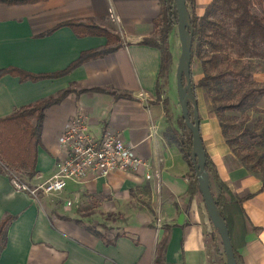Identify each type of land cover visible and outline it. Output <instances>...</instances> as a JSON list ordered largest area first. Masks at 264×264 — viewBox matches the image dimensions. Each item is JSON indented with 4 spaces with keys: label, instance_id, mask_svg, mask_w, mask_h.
Here are the masks:
<instances>
[{
    "label": "crops",
    "instance_id": "obj_1",
    "mask_svg": "<svg viewBox=\"0 0 264 264\" xmlns=\"http://www.w3.org/2000/svg\"><path fill=\"white\" fill-rule=\"evenodd\" d=\"M208 2L194 0L193 12L201 14ZM159 7V0L0 2V68L53 71L83 49L106 45L104 35H78L68 25L40 35L61 21L91 20L119 36L111 51L56 77L0 75V116L74 88L45 108L36 171L27 176L17 170L20 180L35 185L51 176L63 155L58 136L81 113L93 136L111 129L145 162L107 175L89 170L80 179H67L62 190L36 195L16 189L9 172L0 171V220L10 216L0 238V264H154L162 242V264H225L199 191L187 192L189 165L163 135L167 122L161 99L168 98V112L175 100L161 89L155 98L160 49L139 42L143 36L156 38L153 20ZM94 86L103 89L80 90ZM194 93L204 151L231 193L248 194L241 200L245 231L240 233L236 221L233 242L244 264H264V182L227 146L205 91L199 87Z\"/></svg>",
    "mask_w": 264,
    "mask_h": 264
},
{
    "label": "trees",
    "instance_id": "obj_2",
    "mask_svg": "<svg viewBox=\"0 0 264 264\" xmlns=\"http://www.w3.org/2000/svg\"><path fill=\"white\" fill-rule=\"evenodd\" d=\"M35 1L38 0H0V2L4 3ZM159 1V14L153 20L154 31L157 32V37L143 36L139 39V42L153 45L160 49L157 77H163L170 71L173 64L172 55L168 46V35L176 24V13L173 0ZM193 4L194 0H185V6L188 10L191 24L190 62L192 55H194L199 61L202 75L194 83L189 65V83L192 95L195 98V85L200 86L205 91L227 146L244 167L258 172L261 181L264 182V122L257 121L251 128L243 126L236 134H231L227 128L230 126L228 121L230 116L225 113L226 110H244L245 108L253 107L257 97L264 92V84L255 85L250 83L248 80L250 77L249 63L240 64L236 68L232 66L234 63L233 58L224 52L227 47L237 48L240 53L247 52L249 55L264 59V0H209L199 15L193 12ZM61 25L70 26L78 35H104L106 37V45L81 50L76 58L70 61L65 67L57 70L33 73L19 67L8 66L0 68V75L5 72H10L18 74L22 79L56 77L67 73L89 58L100 56L111 51L118 45L119 36L116 33L91 20L70 19L61 21L43 31L40 35L51 33ZM211 68H215L214 72L210 71ZM237 73L243 74V81L236 77L235 74ZM226 74L230 75L229 81L233 82L236 86L231 92L232 96H234L233 100L223 98L221 94V82L227 80L225 77ZM159 88L157 81L155 82V98L157 100L160 94ZM73 89L72 87L63 88L55 94L20 106L10 114L0 116V162L2 163L0 171H7L6 169L21 170L27 176L35 173L37 147L41 142L44 110L50 104L59 102L62 97ZM88 89L102 90L103 88L94 86L91 88L84 87L80 90ZM167 100V97L161 99L163 115L167 122L163 130V135L165 138L177 144L183 158L189 165L190 175L192 177L188 181L187 192L191 194L198 189L190 158V130L185 125L180 113L172 120L168 112ZM187 107L188 116L191 119L190 103L187 104ZM231 127L233 128V126ZM244 135H247L249 138L256 137V144L261 145L262 149L257 152L253 149L243 151L241 148H236L243 146L239 138ZM204 168L208 173V180L213 182L214 188L211 189L210 185L209 188L218 213L226 225L235 263L244 264L242 256L234 244L232 237L236 221L241 226L240 233L243 234L245 231L246 216L241 206V200L248 194L237 196L231 193L225 183L218 177L215 165L205 151ZM9 218L10 216H5L0 220V238H3L5 232L4 227ZM87 227L97 236H101L99 230L94 225ZM212 228L215 230L213 226ZM214 233L218 236L216 231ZM162 249L163 242L157 246L154 264H162ZM221 253H223L222 250Z\"/></svg>",
    "mask_w": 264,
    "mask_h": 264
},
{
    "label": "built area",
    "instance_id": "obj_3",
    "mask_svg": "<svg viewBox=\"0 0 264 264\" xmlns=\"http://www.w3.org/2000/svg\"><path fill=\"white\" fill-rule=\"evenodd\" d=\"M86 124V115L82 113L75 114L65 123L58 136L63 155L56 161V170L51 176L35 185L12 176L14 187L33 195L38 191L51 193L62 190L67 179H80L89 170L107 175L114 169L130 171L145 164L133 144L124 141L117 132L108 129L96 137L88 131Z\"/></svg>",
    "mask_w": 264,
    "mask_h": 264
},
{
    "label": "water",
    "instance_id": "obj_4",
    "mask_svg": "<svg viewBox=\"0 0 264 264\" xmlns=\"http://www.w3.org/2000/svg\"><path fill=\"white\" fill-rule=\"evenodd\" d=\"M176 13V33L179 41V53L177 55L174 78L176 85L177 101L180 114L185 125L190 130L191 147L190 158L195 173L197 189L201 195L206 214L217 232L225 264H236L226 225L219 215L209 188L208 173L204 168V148L199 134V119L196 100L192 95L189 77L191 24L189 13L185 6V0H173ZM190 103L192 118L188 116L187 104Z\"/></svg>",
    "mask_w": 264,
    "mask_h": 264
},
{
    "label": "rangeland",
    "instance_id": "obj_5",
    "mask_svg": "<svg viewBox=\"0 0 264 264\" xmlns=\"http://www.w3.org/2000/svg\"><path fill=\"white\" fill-rule=\"evenodd\" d=\"M155 35L157 37V32H155ZM168 46L172 55L173 60V66L170 71V74L166 79L163 77H160L161 83L159 84V89L163 93H168L170 91V96L172 99H174V110L172 109V112H170L172 120L180 113L178 101H177V94H176V85H175V78H174V67L177 59V55L179 53V41L176 33V27L174 26L173 29L170 31L168 35ZM224 52L228 54L229 57L233 58L234 63L232 66L238 68L240 64L249 63V70H250V77L248 78L249 82L255 85L258 84H264V59L249 55L247 52L240 53L239 49L237 48H231L227 47ZM239 53V55H237ZM191 72H192V78L194 83H196L197 79L202 75L201 68L199 65L198 59L192 55L191 62H190ZM221 67V65H219ZM215 68H211V72H214ZM236 77L240 78L242 81L244 80L243 74L237 73L235 74ZM225 77L227 80L224 82H221V94L223 98H228L233 100V97L231 92L233 91V88L236 87L233 82L229 81L230 75L226 74ZM197 86V87H196ZM196 88H199L200 86L195 85ZM194 87V89H196ZM164 96V95H163ZM228 116H230L229 124L228 126V132L231 134H236L243 126L247 128H251L255 122H264V92L259 95L255 101V104L253 107L245 108L244 110H226L225 111ZM233 126V128L231 127ZM241 144L243 146L236 147L241 148V150L245 151L246 149L250 150H256L259 152L262 149L261 145L256 144L257 138H249L247 135L241 136L239 138ZM249 148H247V147ZM0 167H2V163L0 162ZM10 176L20 179V173L17 170H8L6 169ZM25 182V181H24ZM87 209V208H85ZM217 245L220 250H222L221 243L219 241V237L217 236ZM223 254V253H221ZM224 256V255H223Z\"/></svg>",
    "mask_w": 264,
    "mask_h": 264
}]
</instances>
